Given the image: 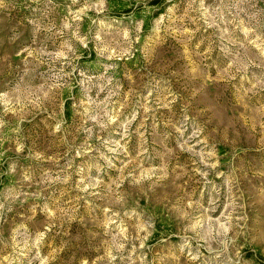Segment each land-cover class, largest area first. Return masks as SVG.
<instances>
[{"label": "rangeland", "instance_id": "rangeland-1", "mask_svg": "<svg viewBox=\"0 0 264 264\" xmlns=\"http://www.w3.org/2000/svg\"><path fill=\"white\" fill-rule=\"evenodd\" d=\"M0 264H264V0H0Z\"/></svg>", "mask_w": 264, "mask_h": 264}]
</instances>
